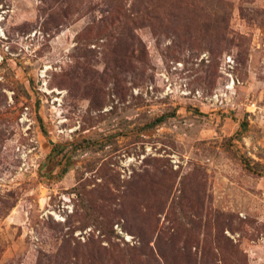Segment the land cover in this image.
I'll list each match as a JSON object with an SVG mask.
<instances>
[{
	"label": "rangeland",
	"instance_id": "rangeland-1",
	"mask_svg": "<svg viewBox=\"0 0 264 264\" xmlns=\"http://www.w3.org/2000/svg\"><path fill=\"white\" fill-rule=\"evenodd\" d=\"M0 264H264V0H0Z\"/></svg>",
	"mask_w": 264,
	"mask_h": 264
},
{
	"label": "trees",
	"instance_id": "trees-1",
	"mask_svg": "<svg viewBox=\"0 0 264 264\" xmlns=\"http://www.w3.org/2000/svg\"><path fill=\"white\" fill-rule=\"evenodd\" d=\"M165 117L163 116V117H161L159 120H163Z\"/></svg>",
	"mask_w": 264,
	"mask_h": 264
}]
</instances>
